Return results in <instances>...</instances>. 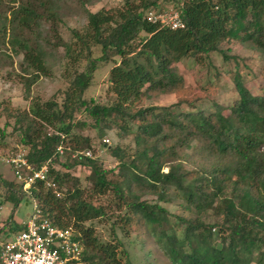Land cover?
I'll use <instances>...</instances> for the list:
<instances>
[{
	"label": "trees",
	"instance_id": "1",
	"mask_svg": "<svg viewBox=\"0 0 264 264\" xmlns=\"http://www.w3.org/2000/svg\"><path fill=\"white\" fill-rule=\"evenodd\" d=\"M163 1L180 8L182 28L159 27L146 20V10L157 7L158 0H122L114 8L86 11L85 24L67 28L66 40L54 33L68 69L63 76L65 86L57 91L58 99L30 98L27 111L13 116L12 130L19 136L10 152L25 149L29 165L35 168L49 158L51 163L56 161L60 157L56 146L67 137L73 140L75 145L64 146L62 166L88 169L92 194L111 191L124 206L121 219L127 228L141 236L140 243L151 239L164 258L159 260L148 247L143 254L146 259L151 255L148 263L264 264V84L259 92L251 93L242 82L238 60L220 48L222 42L234 39L264 57V0ZM46 4L52 18L57 17L52 2L47 0ZM20 9L10 11L14 19L37 26L33 10L26 6ZM9 23L3 15L0 53L8 47L14 54H22L27 71L33 69L22 78V96L27 99L29 87L48 69L45 52L38 42L32 45L15 37L8 39ZM210 53H218L235 65L231 71L235 98L226 115L217 104L211 112L195 109L194 100L186 97L191 87L184 85L175 67L185 57L202 56L207 61ZM108 62L112 63L107 81L113 98L106 103L85 98L93 72ZM152 65L157 77L148 72ZM167 94L175 98L168 106L141 104L142 98ZM86 126L99 134L113 130L119 138L130 136L132 146L115 144L108 149L117 161L110 169L102 168L93 157H70L82 150L76 144L84 149L89 146L88 136L75 133ZM162 167L166 171H161ZM47 176L57 188L65 181L72 182L73 188L56 196L36 181L30 187L31 197L54 224L69 226L60 221L63 211L73 218L70 226L82 244L81 264H120L116 245L100 241L91 227L81 226V222L103 215L102 207L81 196L76 177L51 164ZM17 184L18 190L12 189L0 175L5 200L12 201L13 207L21 195L28 196ZM136 193L152 194L154 200L140 199ZM175 199L187 214L174 215L176 220L170 221L160 203ZM209 208L213 223L201 218ZM55 209L58 215H53ZM21 228L15 225L14 231ZM214 232L219 237L215 238ZM121 251L124 264H134L126 250Z\"/></svg>",
	"mask_w": 264,
	"mask_h": 264
},
{
	"label": "rangeland",
	"instance_id": "2",
	"mask_svg": "<svg viewBox=\"0 0 264 264\" xmlns=\"http://www.w3.org/2000/svg\"><path fill=\"white\" fill-rule=\"evenodd\" d=\"M46 2L47 0H0V21L3 15L10 20L8 39L15 37L32 45L38 42L41 49L45 52L43 59L48 67L47 71L40 74L29 87V98L23 99L22 78L26 76L25 73L27 72L33 73V69L28 68L27 71L22 62V54H14L8 47L0 53V132H3V137L0 138V159L11 153L10 151L14 150L18 144L17 136H19V133L12 130V127L15 126L13 116L23 110L27 111L30 98L46 101L51 97H57V91L65 86L63 76L67 74L68 69H65L63 65L62 48L57 45L53 34L61 35L66 40L68 37L67 28H79L85 24L86 11L95 12L100 8H114L119 6L122 0H50L57 16L54 18H52L51 10L47 7ZM157 4V7L151 8L155 12L164 11L174 6L172 2L163 0H158ZM20 6H26L33 10L36 15L35 19L38 21L37 26L35 24L25 25L18 23L14 19L15 17L12 16L10 11L17 10L21 12ZM57 18H60L61 21L59 22ZM220 48L227 56H234L238 60L237 69L240 76H242V82L248 90L251 93L259 92L260 87L264 84V77H262L264 57L261 53L247 48L234 39L222 42ZM111 66L112 63L108 62L97 67L93 72L91 84L84 93L85 98H92L95 102L100 103L109 102L113 98L107 81L108 71ZM175 67L178 73L182 75L184 85L191 87L186 97L194 100L195 109L211 112L215 108V104H217L222 107L221 113L223 115L228 113V107L235 98L231 80V71L235 65L232 60L225 61L218 53H210L207 61L202 56L197 58L185 57L180 62L175 63ZM148 72L152 77L159 75L153 65L148 68ZM145 88L146 86L143 85L141 93L145 92ZM174 101V96L167 94L150 100L142 98L141 104L168 106ZM172 110L176 111V108ZM77 132L88 136L89 146L85 149H89L91 157L96 158L104 169H110L117 163L109 155L108 149L110 147L115 144L121 146L130 144L132 146L130 136L119 138L113 130L99 134L95 129L86 126L81 130L75 131V133ZM64 143L65 145H75V142L68 137L64 140ZM76 146L85 150L82 144H76ZM190 151L191 147L187 148L185 153ZM64 161V156H60L56 161H52L51 165L59 172H67L69 175L76 177L78 180L76 185L81 190V196L91 201L94 205H100L104 211V214L97 218L81 222V226L91 227L93 235L100 241H107L111 245H116L120 264H124L125 260V255H123L121 250H126L134 264H154L156 260H149L148 263L151 255L148 259L143 256L148 247L153 250V253L156 252L159 260L162 259L164 261L163 256L151 239L147 240L146 243H140L139 239L141 236H138L132 228H127L124 219H121L122 217L124 218L125 214L124 206L120 205L111 191L108 190L100 195L92 194L90 192L91 183L86 177L89 173L88 169L79 165L66 168L62 166ZM182 165L186 169L191 170V166L185 163ZM166 169V167H162L161 171H166ZM0 175L5 182L12 184V189L18 190L17 181L13 177L10 167L2 161H0ZM109 176L111 177V174ZM71 188H73L72 182H63L58 186L59 196H63L66 190ZM43 190L46 189L43 188ZM5 193L3 187L0 186V241L12 237L15 232V225H18L17 222L26 219L31 213L32 207V199L24 194L17 201L16 207H13L12 201L5 200ZM136 194L140 196V199L154 200V195L152 194ZM67 205H69L68 202ZM160 205L166 209L167 218L170 221L176 220L174 215L187 214L186 211L185 213L184 211L182 212L180 201L176 199L170 201V203H160ZM56 210L52 212L53 215L57 213ZM59 216L62 224L71 225L73 223V218L66 216L64 211ZM9 218L11 219L10 222ZM201 218L208 223L215 221L211 214V208ZM213 236L215 238L216 236L219 237L215 232Z\"/></svg>",
	"mask_w": 264,
	"mask_h": 264
},
{
	"label": "built area",
	"instance_id": "3",
	"mask_svg": "<svg viewBox=\"0 0 264 264\" xmlns=\"http://www.w3.org/2000/svg\"><path fill=\"white\" fill-rule=\"evenodd\" d=\"M144 15L147 21L157 23L159 27L177 29L184 25L179 7L159 12L147 9ZM60 137L64 139L62 135ZM64 146V141L56 146L55 152L59 156H62ZM78 154L91 157L89 149L76 150L70 157ZM0 161L11 168L13 177L21 184V190L32 199L31 213L18 222L22 228L14 232L10 239L0 241V264H81L82 244L75 238V230L70 225L62 227L54 224L31 197L30 187L36 181L59 196L58 188L47 176L51 159L34 168L29 165L26 153L17 149L1 157Z\"/></svg>",
	"mask_w": 264,
	"mask_h": 264
},
{
	"label": "crops",
	"instance_id": "4",
	"mask_svg": "<svg viewBox=\"0 0 264 264\" xmlns=\"http://www.w3.org/2000/svg\"><path fill=\"white\" fill-rule=\"evenodd\" d=\"M18 223V222H17Z\"/></svg>",
	"mask_w": 264,
	"mask_h": 264
}]
</instances>
